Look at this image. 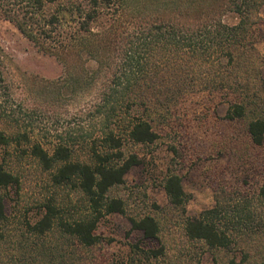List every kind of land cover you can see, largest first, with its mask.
<instances>
[{"label": "rangeland", "instance_id": "1", "mask_svg": "<svg viewBox=\"0 0 264 264\" xmlns=\"http://www.w3.org/2000/svg\"><path fill=\"white\" fill-rule=\"evenodd\" d=\"M222 1L142 0L141 8L159 20L192 24L215 17L236 24L235 13L220 10ZM260 11L249 42L235 52L240 56L236 73L248 75L253 95L245 116L226 117L237 93L195 88L176 102L151 98L145 108L138 104L130 110L129 116L151 123L158 134L151 143L130 141L126 122L115 126L123 139V156L135 153L140 163L109 190L108 197L120 199L124 212L99 219V239L90 247L72 237L64 239L58 227L44 236L31 232L47 203L55 204L67 219L84 218L90 208L76 186L54 185V169H44L29 149L38 142L51 154L62 143L80 160L87 159L91 147L104 150L100 117L92 116L98 85L74 91L65 83L59 59L0 17V130L19 129L31 137V143L0 146V163L19 180L0 188L7 216L0 222V264H47L43 246L55 252L60 245L68 249L69 262L80 264H227L244 256V264H264V142L254 144L247 132L251 119L264 118V6ZM93 66L86 64L87 69ZM170 174L181 178L182 207L168 202L163 183ZM210 209L216 210L214 222L231 238L227 248H210L185 234V222ZM144 216L158 222L157 238H145L132 228L130 218Z\"/></svg>", "mask_w": 264, "mask_h": 264}, {"label": "trees", "instance_id": "2", "mask_svg": "<svg viewBox=\"0 0 264 264\" xmlns=\"http://www.w3.org/2000/svg\"><path fill=\"white\" fill-rule=\"evenodd\" d=\"M222 2L220 10L235 13L236 24L227 25L215 17L192 24L159 20L145 15L142 0H0V17L13 23L38 49L59 59L68 86L76 91L96 83L99 89L92 116L100 117L99 142L104 150L91 147L87 159L74 158V150L66 144H57L50 154L40 143H31L27 131L0 130V146L31 143L30 155L44 169H54V185L76 186L90 208L84 218L67 219L55 204L47 203L42 216L30 226L32 233L44 236L58 227L64 239L72 237L90 247L99 239L95 232L99 219L108 213L124 212L122 201L109 198L108 192L122 184L124 176L140 161L135 153L123 156V139L115 126L126 122V136L136 144L151 143L158 137L149 121L129 116L135 105L145 108L146 101L159 97L167 104L176 102L195 88L223 90L237 93L226 117L246 115L253 95L248 75L240 77L236 73L240 56L235 52L249 42L250 29L260 19L264 0ZM89 62L94 63L92 69L86 68ZM247 132L254 144H262L264 118L251 119ZM18 181L0 163V188L17 185ZM163 188L171 205H184L182 181L177 174L168 175ZM260 193L264 196V185ZM215 214L216 210L210 209L199 218L188 219L185 234L203 240L210 248L229 247L231 238L214 222ZM6 218L0 196V222ZM130 222L145 238H157L159 226L154 217L130 218ZM43 247L47 264H80L68 261L64 245L55 252ZM245 260L244 256L239 262L231 260L227 264H244Z\"/></svg>", "mask_w": 264, "mask_h": 264}]
</instances>
